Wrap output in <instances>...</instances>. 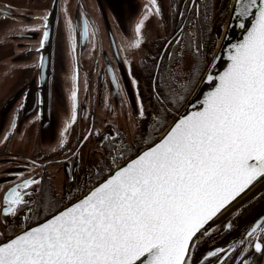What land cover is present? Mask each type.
Wrapping results in <instances>:
<instances>
[{"label": "flooded vegetation", "instance_id": "1", "mask_svg": "<svg viewBox=\"0 0 264 264\" xmlns=\"http://www.w3.org/2000/svg\"><path fill=\"white\" fill-rule=\"evenodd\" d=\"M232 1L157 0L161 12L153 9L134 48L135 26L152 7L149 0H0V243L71 204L161 137L209 67ZM52 10L57 19L47 87L41 41ZM73 87L77 118L64 132ZM25 179L40 183L21 189L30 193L28 204L5 216V196ZM261 220L264 189L199 237L190 264H262L264 254L251 246L255 237L246 236ZM257 235L264 240V233ZM216 248L226 251L204 260Z\"/></svg>", "mask_w": 264, "mask_h": 264}, {"label": "snow or ice", "instance_id": "2", "mask_svg": "<svg viewBox=\"0 0 264 264\" xmlns=\"http://www.w3.org/2000/svg\"><path fill=\"white\" fill-rule=\"evenodd\" d=\"M149 3L152 7L135 26L134 48L142 42L141 30L153 9L156 15L161 12L157 0ZM235 15L253 17L251 27L241 42L231 45L226 70L207 76L215 87L200 110L178 118L159 142L77 203L0 243V264H190L206 226L264 178V0H236ZM68 28L71 34V21ZM47 39L45 31L41 48ZM71 99V122L64 132L77 118L75 87ZM137 100L144 117L139 94ZM39 183L25 179L12 188L4 198V215L15 216L26 206L30 193L20 190ZM258 231L264 233V220L246 236L255 237L254 252L264 254ZM225 251L216 248L204 260Z\"/></svg>", "mask_w": 264, "mask_h": 264}, {"label": "water", "instance_id": "3", "mask_svg": "<svg viewBox=\"0 0 264 264\" xmlns=\"http://www.w3.org/2000/svg\"><path fill=\"white\" fill-rule=\"evenodd\" d=\"M235 9H236V0L232 1L231 5V12L229 15V20L224 32V35L222 37V40L218 46V49L209 65L207 68L205 74L203 77L200 79L198 85L196 86L195 90L191 94L190 98L186 102V104L182 107V109L178 112L176 115L175 119L173 122L169 125V127L164 131V133L161 135V137L152 143L151 145L145 147L143 150L139 151L136 155L125 161L123 164H121L119 167L125 166L128 162H130L132 159H135L140 153L143 151L147 150L148 147L154 145L155 143L159 142L160 139H162L163 135L166 134L167 130L170 129V127L175 123V121L180 118L183 115H188L193 111L200 110L201 108V102L203 101L205 95L214 90L215 87V82L214 83H209L207 81V76L209 74L213 76H217L221 74L224 70H226L228 63L230 62L228 60V54H229V49L231 48V45L239 43L243 40L244 36L247 34V30L251 27V23L253 20V17H249L247 19L244 18H237L235 15ZM56 19H57V12L53 11L50 14V21H49V26H48V39L44 44V51H43V66H41V83L44 86H49L50 82V76L53 74L52 71V48H53V39H54V31H55V26H56ZM240 23L245 24V28H241L239 25ZM46 44H50L51 46V56L46 54ZM119 167H117L113 172H111L108 176H106L102 181H100L98 184H96L94 187L98 186L100 183H102L105 179H107L111 174H113ZM94 187L86 191L80 198L72 202L71 204L65 206L59 211L64 210L65 208L71 206L74 203H77L80 199H82L85 195H87ZM264 189V178H261L259 181L255 183L254 186H252L249 190L246 191L245 194H242L241 197H238L237 200L233 201L231 205H229L226 210L222 211L220 214L217 215L209 223V225L206 226L207 230H209L213 225L220 220L221 218L225 217L229 213L233 212L240 206L244 205L246 202L254 198L257 194H259L262 190ZM58 211V212H59ZM56 212L55 214H57ZM53 214V215H55ZM52 215V216H53ZM52 216L48 217L47 219H50ZM43 220L37 224H35L32 227H36L41 223L46 222V220ZM30 227L29 229H31ZM27 229V230H29ZM26 231V230H25ZM22 234V233H20ZM18 234V235H20ZM15 237V236H14ZM12 237V238H14ZM10 238V239H12ZM8 239V240H10ZM8 240L4 241L3 243L7 242ZM264 264V261L263 263Z\"/></svg>", "mask_w": 264, "mask_h": 264}, {"label": "rangeland", "instance_id": "4", "mask_svg": "<svg viewBox=\"0 0 264 264\" xmlns=\"http://www.w3.org/2000/svg\"><path fill=\"white\" fill-rule=\"evenodd\" d=\"M8 48V47H7ZM5 64H6V66L5 67H7V68H10L11 66H12V62L7 58V60L5 61ZM7 85H9V83L7 84Z\"/></svg>", "mask_w": 264, "mask_h": 264}]
</instances>
